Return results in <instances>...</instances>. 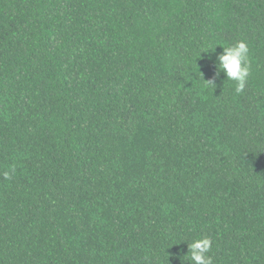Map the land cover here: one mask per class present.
<instances>
[{
	"label": "trees",
	"instance_id": "trees-1",
	"mask_svg": "<svg viewBox=\"0 0 264 264\" xmlns=\"http://www.w3.org/2000/svg\"><path fill=\"white\" fill-rule=\"evenodd\" d=\"M204 236L264 264V0H0V264H190Z\"/></svg>",
	"mask_w": 264,
	"mask_h": 264
},
{
	"label": "clouds",
	"instance_id": "clouds-1",
	"mask_svg": "<svg viewBox=\"0 0 264 264\" xmlns=\"http://www.w3.org/2000/svg\"><path fill=\"white\" fill-rule=\"evenodd\" d=\"M218 45V44H217ZM223 51L216 55V72L218 77L222 72L226 79L235 82V93H242L251 74L250 49L244 40H238L227 46H222ZM209 50H212L211 48ZM214 51V50H212ZM214 83V80H206ZM16 172V165H11L3 172V177L10 180ZM212 240L208 236L194 239L188 243L187 258L190 264H213V257L209 255Z\"/></svg>",
	"mask_w": 264,
	"mask_h": 264
}]
</instances>
